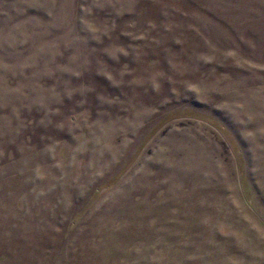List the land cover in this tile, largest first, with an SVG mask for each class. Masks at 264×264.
<instances>
[{
  "label": "rangeland",
  "instance_id": "1",
  "mask_svg": "<svg viewBox=\"0 0 264 264\" xmlns=\"http://www.w3.org/2000/svg\"><path fill=\"white\" fill-rule=\"evenodd\" d=\"M0 264H264V0H0Z\"/></svg>",
  "mask_w": 264,
  "mask_h": 264
}]
</instances>
